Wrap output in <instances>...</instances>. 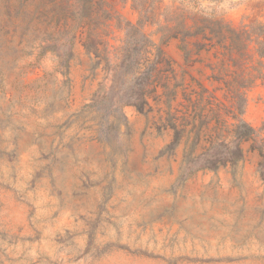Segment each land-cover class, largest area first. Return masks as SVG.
I'll return each mask as SVG.
<instances>
[{"label":"rangeland","instance_id":"374dc122","mask_svg":"<svg viewBox=\"0 0 264 264\" xmlns=\"http://www.w3.org/2000/svg\"><path fill=\"white\" fill-rule=\"evenodd\" d=\"M109 1L137 24L132 2ZM197 1L264 39V0ZM25 27L0 18V264H264V59L254 43L228 55L171 41L143 102L135 78L147 64L135 61L146 53L116 23L100 65L80 34L48 44L44 25ZM157 31L144 28L161 46ZM240 118L258 131L243 160L191 169L234 140Z\"/></svg>","mask_w":264,"mask_h":264},{"label":"trees","instance_id":"16d2710c","mask_svg":"<svg viewBox=\"0 0 264 264\" xmlns=\"http://www.w3.org/2000/svg\"><path fill=\"white\" fill-rule=\"evenodd\" d=\"M125 1L132 2V8L139 14L136 25L123 23L115 5L109 0H9L5 12L0 11V18H22L25 20V30L30 33L39 32V26L44 25V32L47 34L45 42L48 44L64 38L72 43L80 34L83 46L97 59V65L111 60L107 38L112 34V27L116 23V27L127 36L125 45L129 48L134 46L138 53H146V57H136L135 61L136 68L141 70L147 64L146 70L135 78V87H140L143 102L145 87L153 83L158 66L163 62V46L171 41L179 40L186 44L190 39H196L194 44L198 53L222 50L228 52V55H232L234 50L247 51L248 46L254 43L256 53L260 59H264V39L253 35L256 27L238 30L215 13H206L197 0H181L178 6L166 5L164 0ZM148 25L158 27L156 35L161 34V46L145 35L144 28ZM129 48H123L125 53H120V61L127 59L124 64L133 58ZM182 49L186 50L185 46ZM128 105L138 106L132 102ZM242 114L241 111V117ZM257 133L254 127L240 118L234 140L213 144L190 163L193 166L191 169L216 171L240 162L244 158L243 144L256 137ZM260 150L264 153L263 147Z\"/></svg>","mask_w":264,"mask_h":264}]
</instances>
